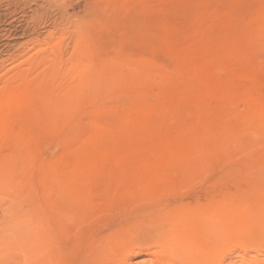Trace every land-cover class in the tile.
<instances>
[{
  "label": "rangeland",
  "instance_id": "rangeland-1",
  "mask_svg": "<svg viewBox=\"0 0 264 264\" xmlns=\"http://www.w3.org/2000/svg\"><path fill=\"white\" fill-rule=\"evenodd\" d=\"M165 236L264 264V0H0V264Z\"/></svg>",
  "mask_w": 264,
  "mask_h": 264
},
{
  "label": "bare ground",
  "instance_id": "bare-ground-1",
  "mask_svg": "<svg viewBox=\"0 0 264 264\" xmlns=\"http://www.w3.org/2000/svg\"><path fill=\"white\" fill-rule=\"evenodd\" d=\"M215 226V225H214ZM211 227V226H210ZM211 229V228H210ZM209 229V230H210ZM173 234V233H172ZM215 233H209L208 236H209V239L210 240H215V235H213ZM175 234L172 235V237L174 236ZM207 235V234H206ZM166 239L169 237V236H165ZM170 237V238H172ZM162 238V237H161ZM160 238L161 240V246L164 248V253H163V257H162V261L160 262V264H174V263H177V264H180V262H186L187 260H191L189 259L188 257V254L187 253H183L182 251V247H181V244L180 242L177 240V239H170L165 242L162 243V239ZM181 239V238H179ZM183 240V239H182ZM195 241V240H194ZM183 242V241H182ZM181 242V243H182ZM197 242V241H196ZM213 242V241H212ZM187 243V242H186ZM183 245V244H182ZM195 245V243H194ZM193 245V246H194ZM198 245V244H197ZM186 247L187 248V244L186 245H183V247ZM196 246V245H195ZM190 247V246H189ZM196 248V247H195ZM197 252L199 254H201L203 256V254L201 253L203 251V248H201V245L198 246L197 248ZM182 250V251H181ZM185 250V249H184ZM206 252V251H205ZM197 253V256H196V260L197 259H200L198 258L199 254ZM193 264V263H192Z\"/></svg>",
  "mask_w": 264,
  "mask_h": 264
}]
</instances>
